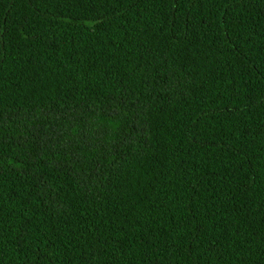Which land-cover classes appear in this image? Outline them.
I'll list each match as a JSON object with an SVG mask.
<instances>
[{
    "label": "trees",
    "instance_id": "trees-1",
    "mask_svg": "<svg viewBox=\"0 0 264 264\" xmlns=\"http://www.w3.org/2000/svg\"><path fill=\"white\" fill-rule=\"evenodd\" d=\"M0 264H264V0H0Z\"/></svg>",
    "mask_w": 264,
    "mask_h": 264
}]
</instances>
